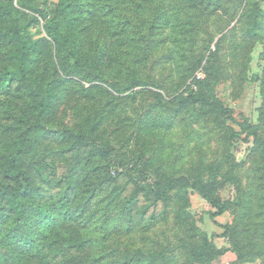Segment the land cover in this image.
<instances>
[{
    "label": "rangeland",
    "instance_id": "rangeland-1",
    "mask_svg": "<svg viewBox=\"0 0 264 264\" xmlns=\"http://www.w3.org/2000/svg\"><path fill=\"white\" fill-rule=\"evenodd\" d=\"M76 1L71 13L75 17L73 30L80 51L88 58L98 57L97 66L106 82L80 80L85 85H97L86 96L76 89L77 83H67L51 124L77 128L87 113L105 109L107 119L97 137L98 141L108 140L114 147L110 154L112 162L131 167L139 154L147 170L158 177L187 173L198 164L203 166L218 159L225 169L229 165L232 172V179L224 184L221 194L239 202L225 213L211 217L205 199L196 192L188 193L184 200L174 198L171 203L148 204L141 197L132 209L131 218L123 216L119 220L115 207H106L110 182L104 180L99 188L98 182L105 173L90 172L84 176L86 167L82 165L87 147L78 151L80 164L72 173L74 187L68 188L66 180L57 182L65 173V162H74L76 158L63 152L61 144L51 136L42 147L50 153L46 161L51 165L44 168L46 176L36 174L33 189L34 200L58 215V223L46 232L49 239L58 237L53 247L60 250L54 257L48 251V264H71L66 259L71 254L83 257L105 254L101 263L111 258L122 259L135 248L145 253L146 260L161 247L167 250L165 259L154 258L150 264H203L191 261L184 248L183 244L191 241L189 233L194 229H190V220H180L182 206L216 246L225 249L208 264H264L261 235L264 231V153L251 152L248 141L229 144L230 141L219 136L213 121L189 120L187 109L175 115L151 104L153 91L158 90L168 98L188 84L195 88V79L208 77L217 95L233 107L238 118L242 115L264 125V0L261 3L217 0L214 8L207 6L206 0ZM193 1L197 4L193 5ZM13 2L20 8L17 0ZM255 7L262 13L258 16L256 34H252L249 14ZM41 29L40 23L29 27V32L32 37L44 36ZM129 66L136 67L138 76L158 86H137L134 99L126 96L127 92L113 97L109 83L125 77ZM4 98L0 93V102ZM110 98L114 101L106 103ZM3 141L4 134L0 132V161ZM111 167L110 176H114L120 166ZM90 193L92 197L87 199ZM146 205L145 212L139 214L140 208ZM103 209L110 211L103 214ZM10 221L7 213L0 215V256L20 255L19 262L25 264L23 257L28 251L23 246H1L7 240L5 232ZM223 223L232 224L239 231L240 243L244 245L239 259L230 248L229 240L220 236ZM67 234L88 237L85 250L66 247L62 236ZM14 258L8 257L5 261ZM29 264L37 263L30 258Z\"/></svg>",
    "mask_w": 264,
    "mask_h": 264
},
{
    "label": "trees",
    "instance_id": "trees-1",
    "mask_svg": "<svg viewBox=\"0 0 264 264\" xmlns=\"http://www.w3.org/2000/svg\"><path fill=\"white\" fill-rule=\"evenodd\" d=\"M17 2L20 8L15 6L13 0H0V93L5 95L0 102V132L4 134L0 161V215L7 213L11 218L5 232L7 240L1 242V246H23L28 251L23 257L25 264H29L30 258L37 264H48V251L51 257L59 253L60 249L53 247L58 237L49 239L46 232L58 223V215L33 198L34 177L36 174L46 176L44 168L51 165L46 161L50 153L42 148L51 136L61 144L63 152L71 153L76 158L74 162H65V173L57 182L66 180L68 188L74 187L72 173L80 164L78 151L87 147L86 160L82 165V168L86 167L84 176L87 177L86 174L90 172L95 175L96 172L105 173L98 182L99 188H102L104 180L110 182L106 207H115L114 213L119 220L123 216L131 218L132 209L141 197L148 200V204L171 203L174 198L184 200L188 193L196 192L205 199L207 213L211 217L225 213L239 202L238 199L233 200L221 194L224 184L232 179V172L229 165L225 169L218 159L203 166L198 164L187 173L158 177L152 176L147 170L139 154L133 159L131 167L121 162H112L110 154L114 147L108 140L98 141L97 137L103 121L107 119L105 109L98 108L94 114L87 113L80 127H54L51 124L52 115L66 92L67 83H77L76 89L86 96L97 85H85L80 80H106L97 66L98 57L88 58L80 51V43L73 30L75 17L71 13L76 0ZM205 2L207 6H217V0ZM258 2L261 3L262 0ZM192 4L196 5L197 1ZM260 13L262 10L255 7L249 14L252 34H256ZM40 23L44 36L32 37L29 27ZM145 54L146 51L143 53L144 60ZM125 74L121 80L109 83L113 97L127 92L126 96L130 95L134 99L137 86H158L152 80L138 76V70L134 66H129ZM194 84L195 88L188 84L184 90H177L168 98L158 90L153 91L151 104L175 115L181 109H187L189 120L203 118L213 121L219 136L230 141L229 144L248 141L251 152L264 153L262 122L254 123L242 115L238 118L233 107L217 95L216 87L208 77L195 79ZM113 101L110 98L106 103ZM184 118L187 119L186 116ZM227 154L230 159L228 150ZM113 165L120 167L114 171V176H110ZM91 197L92 193L86 198ZM147 206L140 208L138 213L143 214ZM184 208L185 206L180 208L179 218L182 221L190 220V229H194L189 233L191 241L183 244L186 253L191 261L208 264L225 252V249L217 247L207 232L195 224L192 214ZM109 211L103 209L102 213ZM221 226L223 231L220 236L229 240L230 248L239 259L243 255L244 245L240 243L237 227L229 223ZM261 235L264 240V231ZM62 238L66 247L76 251H84L88 241V237L76 234L63 235ZM166 255L167 250L161 247L151 254V258L145 260V253L140 248H135L122 259L111 258L101 263L100 260L105 258V254L93 257L71 254L66 259L71 264H150L154 258L162 261ZM8 257L14 258V255L9 253L3 258L0 256V264H23L19 262L20 255L5 261Z\"/></svg>",
    "mask_w": 264,
    "mask_h": 264
}]
</instances>
